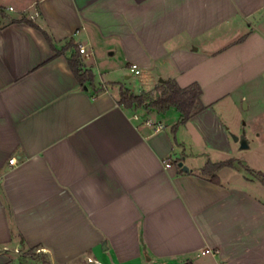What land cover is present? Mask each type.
Wrapping results in <instances>:
<instances>
[{
  "label": "crops",
  "instance_id": "0c3cea01",
  "mask_svg": "<svg viewBox=\"0 0 264 264\" xmlns=\"http://www.w3.org/2000/svg\"><path fill=\"white\" fill-rule=\"evenodd\" d=\"M0 8L13 10L0 16V264H264V186L236 167L221 168L219 184L200 176L229 159L260 172L236 157L232 136L245 112L252 121L264 113V0ZM43 33L57 51L70 40L85 48L103 92L82 88L67 64L73 50L55 56ZM96 48L119 55L135 95L156 97L167 81L196 84L204 110L173 135L175 109L120 106L129 89L97 78Z\"/></svg>",
  "mask_w": 264,
  "mask_h": 264
},
{
  "label": "trees",
  "instance_id": "16d2710c",
  "mask_svg": "<svg viewBox=\"0 0 264 264\" xmlns=\"http://www.w3.org/2000/svg\"><path fill=\"white\" fill-rule=\"evenodd\" d=\"M1 9L2 8H0V13H2ZM21 21L26 22L39 30V28L32 22H29L26 19H21ZM43 36L53 48L51 38L44 33ZM53 50L55 51V56H59L62 52L67 50H73V53L67 59L69 69L77 83L82 88H85L84 86L86 83L89 84L90 88H93V74L90 70L84 68L79 57L78 47L73 41H68L59 51L54 48ZM161 87V92L153 100H147V95L144 93L135 95L130 91L121 88L118 104L127 109L134 108L144 111L155 110L159 114L166 113L170 108L175 109L179 113V120L171 128V132L174 135L181 125L185 124L192 116L204 110V107L199 101L201 90L196 84L182 89L171 81L165 82ZM232 162V160H228L215 164L207 163L205 167L201 169L200 176L206 178L213 184H219L217 172L223 167H233ZM254 178L264 186V174L262 172H256Z\"/></svg>",
  "mask_w": 264,
  "mask_h": 264
},
{
  "label": "rangeland",
  "instance_id": "374dc122",
  "mask_svg": "<svg viewBox=\"0 0 264 264\" xmlns=\"http://www.w3.org/2000/svg\"><path fill=\"white\" fill-rule=\"evenodd\" d=\"M2 14H4V12L0 13V16ZM79 57L83 64V59L81 58L80 54ZM94 60L92 58L90 59V61L92 62L93 70L96 73L98 79H99V74L107 73L110 74V77L107 78L109 80L107 81L119 82L121 83V86L129 89L128 91L130 92L132 91V89H136L137 86H135V80L133 76H131L130 80H125L123 75L124 73L121 72L120 70H117V68L123 66V62L119 58V55H116L111 58L107 56V52L105 48H96V56ZM83 66L86 69V66L84 64ZM111 86L113 85L111 84ZM84 87L92 90L94 89L93 94L101 93L104 90V87L102 85L96 86L94 84V81H93V88H90L88 83H86ZM154 98H155L154 95H152L150 98L147 96V100H153ZM250 118H251L250 112H245L240 122L241 125L240 134L242 133L245 134V137L250 143L249 149L239 151L235 155L237 158H240L245 161L247 160L250 167H254L256 168L257 171H260L264 174V113L259 115L257 120L254 119L252 121ZM229 160H232L233 161L232 166L239 169V171H241L243 174H245L246 176L254 177V174L256 172L247 170L243 162L241 161L237 162L234 159H229Z\"/></svg>",
  "mask_w": 264,
  "mask_h": 264
},
{
  "label": "built area",
  "instance_id": "2783aa9c",
  "mask_svg": "<svg viewBox=\"0 0 264 264\" xmlns=\"http://www.w3.org/2000/svg\"><path fill=\"white\" fill-rule=\"evenodd\" d=\"M1 10L4 13H6L7 11L8 12H12L13 11L12 8H8L6 10L1 9ZM78 53L80 55H83L85 58H87L89 56L88 53H87V51H86V49L83 48L82 46H78ZM129 71L131 73L135 74V75H137L139 73L136 65H130L129 66ZM147 124L150 125V122H147ZM162 128H163V126L160 123H157V124H155L154 130L155 131H158V130H160ZM15 163H16V160L15 159L9 160V164L10 165L15 164ZM169 167H171V164L169 162H165V168H169ZM3 249H4V251H8L7 248H3ZM13 251L15 253H19V250L18 249H14ZM34 253L37 254V255H39V254H45V253H47V250L46 249H43V248H38V249H36L34 251ZM79 264H105V263H103L102 261L97 260V259H95L93 257H87V258H85V260L83 262H81Z\"/></svg>",
  "mask_w": 264,
  "mask_h": 264
},
{
  "label": "water",
  "instance_id": "95a60500",
  "mask_svg": "<svg viewBox=\"0 0 264 264\" xmlns=\"http://www.w3.org/2000/svg\"><path fill=\"white\" fill-rule=\"evenodd\" d=\"M160 82L162 83L163 81L160 80ZM232 140L239 144V149L240 150H246V149L249 148V144H248L247 139L245 138V134L244 133H242L241 136H232ZM177 166L179 168H181L182 171H184V172H188L189 171L186 166H183V162L182 161L178 162Z\"/></svg>",
  "mask_w": 264,
  "mask_h": 264
}]
</instances>
